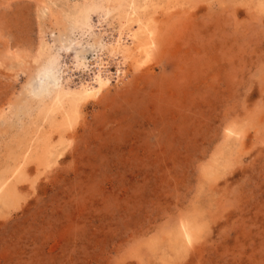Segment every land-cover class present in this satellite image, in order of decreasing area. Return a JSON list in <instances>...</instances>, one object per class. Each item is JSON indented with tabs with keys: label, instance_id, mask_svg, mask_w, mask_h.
Here are the masks:
<instances>
[{
	"label": "rangeland",
	"instance_id": "374dc122",
	"mask_svg": "<svg viewBox=\"0 0 264 264\" xmlns=\"http://www.w3.org/2000/svg\"><path fill=\"white\" fill-rule=\"evenodd\" d=\"M0 178V264H264V0H0Z\"/></svg>",
	"mask_w": 264,
	"mask_h": 264
},
{
	"label": "bare ground",
	"instance_id": "6f19581e",
	"mask_svg": "<svg viewBox=\"0 0 264 264\" xmlns=\"http://www.w3.org/2000/svg\"><path fill=\"white\" fill-rule=\"evenodd\" d=\"M120 1V0H119ZM121 1H123V0H121ZM89 2V1H88ZM117 2V1H116ZM135 2V1H134ZM112 3V2H111ZM113 3H114V1H113ZM122 3H124V2H122ZM116 4V3H115ZM135 4V3H134ZM77 5V4H76ZM75 5V6H76ZM111 5V4H110ZM114 5V4H113ZM117 5V4H116ZM132 5V4H131ZM137 5V4H136ZM145 5V4H144ZM152 5V4H151ZM78 6V5H77ZM76 6V7H77ZM75 7V8H76ZM119 7V6H118ZM121 7H123V5L121 6ZM136 7V6H135ZM138 7V6H137ZM131 8H132V6H131ZM95 9V6L94 5H92V4H90L88 7H86V9L84 10H80V13L79 14H81V15H83V16H87V14H89L90 12H92L93 10ZM117 9V8H116ZM137 9V8H136ZM74 10V9H73ZM129 10V9H128ZM78 11V10H77ZM133 11V10H132ZM131 11V12H132ZM114 12V11H113ZM116 12H117V10H116ZM135 12V11H134ZM118 13V12H117ZM121 13V12H120ZM119 13V14H120ZM123 13V12H122ZM132 14H133V12H132ZM137 14V13H136ZM106 15V14H105ZM117 16V15H116ZM123 16V15H122ZM121 16V17H122ZM127 17H128V15H126ZM134 16V15H133ZM78 17H80V15L78 16ZM130 17V16H129ZM116 17H114L113 18V20L115 19ZM124 18H126V17H124ZM123 18V19H124ZM136 18V17H135ZM145 18V17H144ZM144 18L142 19V20H144ZM141 19V18H140ZM75 20H77V19H75ZM120 19L118 18V21H119ZM126 20V19H125ZM139 20V19H138ZM137 20V21H138ZM141 20V21H142ZM146 20V19H145ZM84 21V20H83ZM123 21V20H122ZM77 22V21H76ZM75 22V23H76ZM79 22H82V20H80ZM136 22V21H135ZM120 23V22H119ZM124 23V22H123ZM123 23H122V27H123ZM137 23H139V22H137ZM137 23H135V24H137ZM128 24H131L132 25V23H128ZM148 24V23H147ZM78 25V24H77ZM76 25V26H77ZM84 26V25H83ZM145 26H147V25H145ZM121 27V28H122ZM148 27V26H147ZM74 28V27H73ZM124 28V27H123ZM128 28H129V26H128ZM137 28H139V27H136V29ZM125 29V28H124ZM140 29H141V26H140ZM145 29V28H144ZM128 30V29H127ZM126 30V31H127ZM151 30V29H150ZM149 30V31H150ZM138 32L140 31L139 29L137 30ZM147 31V30H146ZM137 33V32H136ZM143 33H145V31L143 32ZM152 33V32H151ZM132 35V39H133V36H134V32H133V34H131ZM137 35V34H136ZM145 35V34H144ZM144 35H142V36H144ZM122 36V35H121ZM138 36L139 35H137V38H138ZM141 36V35H140ZM145 37V36H144ZM116 39V38H115ZM118 40H119V38H117ZM151 39H153L152 37H150V35L149 34H147V36H146V38L143 40V41H141V42H143L142 43V49L143 50H145L148 46H151V44H152V40ZM121 40V39H120ZM139 40V39H138ZM141 40V39H140ZM117 41V40H116ZM140 42V43H141ZM137 43V42H136ZM107 44V43H106ZM113 44V43H112ZM108 46V45H107ZM116 46V45H115ZM118 46V45H117ZM136 46H138V45H136ZM109 47H111V44H110V46ZM121 47V46H120ZM124 47H126V45L124 46ZM104 48V47H103ZM113 48V47H112ZM110 49V51H111V48H109ZM152 49V48H151ZM113 50V49H112ZM122 50V49H121ZM116 51V50H115ZM123 51V50H122ZM136 51V50H135ZM147 51V50H146ZM145 51V52H146ZM112 52V51H111ZM145 52H144V59H142V61H146V54H145ZM122 53V52H121ZM126 54V53H125ZM140 54H141V52H140ZM121 55H123V54H121ZM109 56H111V55H109ZM134 56V55H133ZM47 56H45V58H46ZM132 57V56H131ZM53 59V58H52ZM134 59H136V58H133V60ZM141 59H139V60H141ZM138 60V61H139ZM120 62H122V61H120ZM50 63V62H49ZM137 63V62H136ZM140 63V62H139ZM144 63V62H143ZM98 64H99V62H98ZM97 64V65H98ZM101 65V64H100ZM144 65V64H143ZM142 65V66H143ZM118 71V70H117ZM87 88V87H86ZM90 90V89H89ZM98 91L99 90H96V92H95V94L96 93H98ZM69 94V93H68ZM93 96V94L91 93V92H89L88 90L87 91H84V92H82V93H77V94H69V97L67 98V93L66 92H64V91H62L60 88H56L52 93H51V96L49 97V98H51V99H49V100H51V102H50V105L52 104V105H55V104H57L58 106L59 105H62V103H63V99L62 98H65V100L67 101V110L66 111H64V113L62 112V116H60L61 118H62V122H63V126L66 128V131H68V129L69 128H71L74 124H75V122L77 121V118H78V106H79V104H80V102H82V101H84L86 98H89V97H92ZM45 100V99H44ZM44 105V104H43ZM57 106V107H58ZM51 107V106H50ZM45 108V107H44ZM60 108V107H59ZM37 110V109H36ZM43 110V109H42ZM46 110H47V108H46ZM51 110V108L50 109H48L47 110V112L46 113H48V111H50ZM53 112H55V109H54V111ZM56 114V113H55ZM39 115V114H38ZM51 116V115H50ZM39 117V116H38ZM47 117V116H46ZM38 119V118H37ZM36 119V120H37ZM35 120V119H34ZM35 120V121H36ZM39 120V119H38ZM37 120V121H38ZM50 120V119H49ZM47 121V120H46ZM52 123H54L55 122V120L53 119V120H50ZM49 121V122H50ZM60 121H61V119H60ZM33 122V121H32ZM31 122V123H32ZM44 122V121H43ZM34 123V122H33ZM36 123H38V122H36ZM36 123H35V125H36ZM44 123H46V122H44ZM51 123V124H52ZM43 124V123H42ZM56 124H57V121H56ZM59 124H60V122H59ZM29 125V124H28ZM31 125V124H30ZM37 126V125H36ZM48 126H49V124H48ZM51 126H53V125H51ZM51 126H50V128H51ZM54 126H56V125H54ZM53 126V127H54ZM61 126V125H60ZM33 127L35 128V126L33 125ZM38 127H39V124H38ZM61 128V129H65V128ZM37 128V127H36ZM60 128V127H59ZM68 128V129H67ZM26 129H28V126H26ZM41 128H39L38 130H40ZM53 129H55V127L53 128ZM57 129V131H58V128H56ZM28 130H31V127H30V129H28ZM32 130H34V129H32ZM60 130V129H59ZM230 130V129H229ZM62 131V130H61ZM64 131V130H63ZM62 131V132H63ZM65 131V132H66ZM24 132V131H23ZM27 132V131H26ZM25 132V133H26ZM64 132V133H65ZM231 132V131H230ZM229 132V133H230ZM37 133H40L39 131L37 132ZM59 133V132H58ZM61 133V132H60ZM63 133V134H64ZM28 134H31V133H28ZM42 134V133H41ZM62 134V135H63ZM231 134V133H230ZM23 135V134H22ZM36 135H38V134H36ZM43 135V134H42ZM60 135V134H59ZM58 135V136H59ZM28 136V135H27ZM33 136H34V134H33ZM45 136V135H44ZM64 136V135H63ZM229 136V135H228ZM36 137V136H35ZM34 137V138H35ZM39 137L40 136H38V139H39ZM62 137V136H61ZM60 137V138H61ZM50 138V137H49ZM22 139V138H21ZM37 139V138H36ZM37 139V140H38ZM43 139H45V137L43 138ZM62 139V138H61ZM35 140V139H34ZM36 140V141H37ZM47 140V139H46ZM22 141V140H21ZM24 141L25 140H23V143H24ZM43 141H45V140H43ZM49 141V140H48ZM64 141V140H63ZM39 142V141H38ZM50 142V141H49ZM57 142V141H56ZM65 142V141H64ZM21 142L19 141V144H20ZM36 143L37 142H35V145H36ZM43 143V142H42ZM48 143V142H47ZM61 143V142H60ZM33 144V143H32ZM44 144L46 145V143L44 142ZM43 144V145H44ZM27 145V144H26ZM30 145H31V142H30ZM30 145H29V147H30ZM38 145V144H37ZM55 145H56V143H55ZM23 146V145H22ZM47 146H49V143H48V145ZM51 146V145H50ZM62 146H63V144H62ZM36 147V146H35ZM39 147V146H38ZM37 147V148H38ZM45 147V146H44ZM64 147V146H63ZM30 148H32V147H30ZM34 148V147H33ZM40 148H42L43 149V147L41 146ZM51 148V147H50ZM58 148V147H57ZM28 149V148H27ZM35 149V148H34ZM41 149V150H42ZM47 148L45 147V149L43 150V151H41V155L40 154H38V152H36L39 156L37 157V156H35L34 155V157H37V159L39 158V159H42V161H44V158L46 157V155L48 154V150H51V149H48V150H46ZM18 150H19V146H18ZM23 150V149H22ZM37 150V149H36ZM40 150V149H39ZM29 150H27V152H28ZM32 151V150H31ZM56 151V150H55ZM20 152V151H19ZM26 152V153H27ZM33 152H35V150H33ZM59 152H61L60 150H59ZM58 152V153H59ZM62 153V152H61ZM17 154V153H16ZM25 154V153H24ZM27 155H28V153H27ZM25 156H26V154H25ZM48 156H50V155H48ZM47 156V157H48ZM16 157H17V155H16ZM28 157V156H27ZM19 158V157H18ZM49 158V157H48ZM26 159V158H25ZM28 159V158H27ZM36 159V158H35ZM34 159V160H35ZM57 159V158H56ZM20 160V159H19ZM23 160V159H22ZM30 160H31V158H30ZM47 160V159H46ZM54 160V159H53ZM26 160H24V162H25ZM42 161H41V163H42ZM50 161V160H49ZM48 161V162H49ZM16 162H18V159H17V161ZM22 162V161H21ZM24 162H22V164L24 163ZM51 162H53V161H51ZM15 163V162H14ZM14 163H11L12 165L14 164ZM19 163V162H18ZM25 163H27V162H25ZM40 163V164H41ZM45 163V162H44ZM21 164V165H22ZM40 164H38V166L40 165ZM10 165V164H9ZM24 165V164H23ZM44 165V164H43ZM45 166H47V165H45ZM11 167V166H10ZM22 169H23V167L21 168V169H19L18 168V166H17V168L14 170V168L12 169V170H10L11 171V173H10V171H9V173H10V176H14L15 175V177H16V175L18 176V171H22ZM8 170V169H7ZM8 173V174H9ZM1 176H3V173L1 174ZM5 177V176H4ZM14 177V178H15ZM3 178V177H2ZM17 178H20V177H17ZM1 179V178H0ZM4 179V178H3ZM9 179H13V178H9ZM2 180V179H1ZM0 180V193L3 191V189L5 188V184H9V181L6 183V179H5V181L4 180H2L1 181ZM14 181V180H13ZM10 183H11V181H10ZM16 184H17V182H16ZM6 189H8L7 187H6ZM9 190V189H8ZM5 191V190H4ZM10 191V190H9ZM11 191H13L12 189H11ZM10 191V192H11ZM14 191H15V189H14ZM9 192V193H10ZM7 194V193H6ZM10 195H11V193H10ZM1 198V197H0ZM2 198H3V200L4 199H6L7 198V196L6 195H4V196H2ZM12 199V198H11ZM6 201H9V200H6ZM15 204V203H14ZM185 223V222H184ZM181 228V227H180ZM194 231V230H193ZM179 235H180V237L182 238V240L183 241H185V243H187L188 244V246H189V244L191 243V239H192V235H191V233L189 232V230H187L186 228H184V227H182L181 228V230H180V232H179Z\"/></svg>",
	"mask_w": 264,
	"mask_h": 264
}]
</instances>
